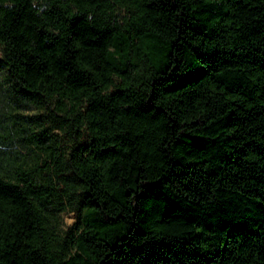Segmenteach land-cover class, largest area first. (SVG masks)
Instances as JSON below:
<instances>
[{"label": "trees", "instance_id": "obj_1", "mask_svg": "<svg viewBox=\"0 0 264 264\" xmlns=\"http://www.w3.org/2000/svg\"><path fill=\"white\" fill-rule=\"evenodd\" d=\"M0 49V264H264V0H0Z\"/></svg>", "mask_w": 264, "mask_h": 264}, {"label": "rangeland", "instance_id": "obj_2", "mask_svg": "<svg viewBox=\"0 0 264 264\" xmlns=\"http://www.w3.org/2000/svg\"><path fill=\"white\" fill-rule=\"evenodd\" d=\"M1 53V49H0ZM26 113H41L42 118L44 119L45 124H54V121L49 116V110L45 107H38L33 105L29 108L24 109ZM56 133L57 138L60 140V144L63 148H68L71 144L75 142L74 136H72L71 132L66 128H61L57 125L53 126L51 129ZM88 140V135L85 133L83 137L80 139L81 143H86ZM77 218V210H65L62 213V226L64 228H68Z\"/></svg>", "mask_w": 264, "mask_h": 264}]
</instances>
